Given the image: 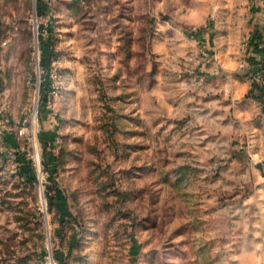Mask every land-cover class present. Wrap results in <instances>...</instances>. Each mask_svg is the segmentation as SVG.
Listing matches in <instances>:
<instances>
[{"label":"rangeland","instance_id":"1","mask_svg":"<svg viewBox=\"0 0 264 264\" xmlns=\"http://www.w3.org/2000/svg\"><path fill=\"white\" fill-rule=\"evenodd\" d=\"M244 4L0 0V264H264L202 93Z\"/></svg>","mask_w":264,"mask_h":264},{"label":"crops","instance_id":"2","mask_svg":"<svg viewBox=\"0 0 264 264\" xmlns=\"http://www.w3.org/2000/svg\"><path fill=\"white\" fill-rule=\"evenodd\" d=\"M244 3L240 23L225 31V37L219 32V39L213 41L216 61L204 65L202 93L208 96L209 117L214 119L210 126L229 135L233 145L246 153L244 161L239 156L232 161L251 175L253 185L244 202L264 240V85L259 81L264 78V0ZM238 62L245 70L238 69Z\"/></svg>","mask_w":264,"mask_h":264},{"label":"built area","instance_id":"3","mask_svg":"<svg viewBox=\"0 0 264 264\" xmlns=\"http://www.w3.org/2000/svg\"><path fill=\"white\" fill-rule=\"evenodd\" d=\"M194 30H195L194 33H195V34H198V31H197L195 28H194ZM194 30H193V31H194ZM205 59H206V61H210L207 55L205 56ZM259 81H260V83H261L262 85H264V78L260 79ZM42 195H43V196H40V200H39L40 211H42V207H43V205L45 204V194H42Z\"/></svg>","mask_w":264,"mask_h":264},{"label":"trees","instance_id":"4","mask_svg":"<svg viewBox=\"0 0 264 264\" xmlns=\"http://www.w3.org/2000/svg\"><path fill=\"white\" fill-rule=\"evenodd\" d=\"M38 2L40 3V0H38Z\"/></svg>","mask_w":264,"mask_h":264}]
</instances>
